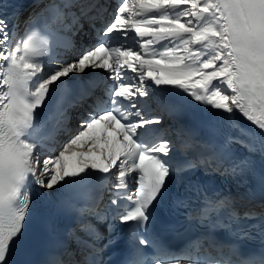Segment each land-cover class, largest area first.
I'll return each instance as SVG.
<instances>
[{"label":"snow or ice","instance_id":"6c2138e0","mask_svg":"<svg viewBox=\"0 0 264 264\" xmlns=\"http://www.w3.org/2000/svg\"><path fill=\"white\" fill-rule=\"evenodd\" d=\"M6 7L0 0V11ZM24 24L21 32L19 23L9 27L8 17L0 15V264H15L12 257L31 219L33 186L50 191L88 179L98 181L94 198L77 192L73 200L84 201L82 206L59 205L77 216L83 235L73 230L69 236L82 258L75 261L76 253L61 244L63 251L50 254L45 264H106L103 253L116 242L114 221L128 226L130 251L123 264H264V204L257 205L262 211L241 214L236 197L193 179L205 165V175L240 177L238 187L252 177L264 191V171L253 159L264 158V0H116L114 13L106 0H48ZM85 25L97 42L77 50L72 37ZM67 54L75 58H63ZM97 69L111 81L101 94L93 79L79 81L73 92L69 77ZM153 90L175 91L226 114L223 142L178 133L177 149L153 127L162 122L147 103ZM85 102L80 130L42 159L39 133L46 121L37 119V110L66 125L68 110ZM237 115L259 134L243 127ZM97 125L99 134L90 135ZM67 130L54 125L46 138ZM232 144L249 156L234 159ZM105 189L110 195L102 204ZM247 195L255 198L251 187ZM166 202L185 210L178 247L152 230L154 205ZM220 231L228 241L218 238ZM253 239L259 246L244 251L242 242Z\"/></svg>","mask_w":264,"mask_h":264},{"label":"bare ground","instance_id":"6f19581e","mask_svg":"<svg viewBox=\"0 0 264 264\" xmlns=\"http://www.w3.org/2000/svg\"><path fill=\"white\" fill-rule=\"evenodd\" d=\"M167 93V97H165V101L168 104L171 102H177L181 100L180 108L178 112L182 115L183 124L188 125L189 127L199 125V126H207V127H215L226 132L228 129L225 127V122L227 119V115H223L218 110H214L208 106L201 105L191 100L190 97L182 96L178 92L175 91H164ZM237 120L241 123L245 122L237 115ZM233 135L235 132L232 133ZM90 135H95L94 131ZM93 159L96 157L93 156ZM77 158L73 157L72 161L75 162Z\"/></svg>","mask_w":264,"mask_h":264},{"label":"rangeland","instance_id":"374dc122","mask_svg":"<svg viewBox=\"0 0 264 264\" xmlns=\"http://www.w3.org/2000/svg\"><path fill=\"white\" fill-rule=\"evenodd\" d=\"M60 150V149H59Z\"/></svg>","mask_w":264,"mask_h":264}]
</instances>
